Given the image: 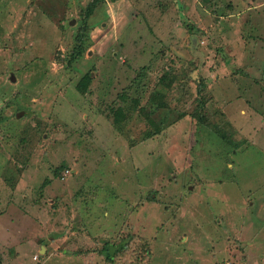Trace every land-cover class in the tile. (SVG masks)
I'll list each match as a JSON object with an SVG mask.
<instances>
[{"label": "rangeland", "instance_id": "obj_1", "mask_svg": "<svg viewBox=\"0 0 264 264\" xmlns=\"http://www.w3.org/2000/svg\"><path fill=\"white\" fill-rule=\"evenodd\" d=\"M92 1L0 0V232L49 230L48 264H242L264 0ZM107 243L131 252L110 263Z\"/></svg>", "mask_w": 264, "mask_h": 264}, {"label": "crops", "instance_id": "obj_2", "mask_svg": "<svg viewBox=\"0 0 264 264\" xmlns=\"http://www.w3.org/2000/svg\"><path fill=\"white\" fill-rule=\"evenodd\" d=\"M144 1L145 0H142V2ZM146 1L152 4H156V1L154 0H146ZM118 2L124 3V4H133L134 0H120ZM150 3H147L149 4L148 9L154 8V6H151ZM257 150H260V149H257ZM19 181L20 180H17V183ZM230 185L232 187H237V185L233 182ZM260 185H259L260 188L257 189V191H255L256 193L259 192V195L254 194V197L251 200V205H250L251 211L250 209H246L247 215L251 213L250 216L252 217L251 219L252 224H248L247 228H246V225L243 224L244 221L248 222L247 217H249V215L248 216L246 215L245 218L236 225V227H239V226L242 227V237H241L240 246L242 250V256H245V260L242 262V264L243 263L244 264H264V182H261ZM239 196H241V198H237V199L245 198L246 192L244 191V195H243L242 191L240 190ZM207 216L212 218L213 213L210 212V214H208ZM4 227L5 226H1V228L3 229L0 232V250H1L0 251V264H24V261H25V264H48V260L50 257V256L48 257L49 255V251H48L49 243L48 242L50 241V238H51V237H48L50 236L49 230L47 229L40 230L36 228L33 235L28 237L22 243L13 244L12 241L16 240L17 239L16 237L19 234L18 228L16 227L9 228V226L5 228ZM18 239H20V237H18ZM28 242L35 243L38 245V248H39L38 251L40 252L39 253L40 257L38 258L37 254H34L33 256V259L36 261L27 260L26 262L24 258L25 255L23 253V250H24L26 243ZM220 263H221L220 261L216 262V264H220Z\"/></svg>", "mask_w": 264, "mask_h": 264}, {"label": "trees", "instance_id": "obj_3", "mask_svg": "<svg viewBox=\"0 0 264 264\" xmlns=\"http://www.w3.org/2000/svg\"><path fill=\"white\" fill-rule=\"evenodd\" d=\"M95 1L96 0H93L92 3H90V8H89L90 11L89 12H91L92 8L95 6V4H96ZM87 81L88 80L83 81V84H87L86 83ZM171 82H173V79H167L166 77L162 78L160 81L161 85L167 87L168 89H171L173 87V84ZM173 89H174V87H173ZM178 92L181 94L182 93L181 89ZM163 95L165 96V94L160 92V91H158L156 93L154 92L153 95L151 96V98L149 97L152 105H153V103L157 104L159 106H163V107L168 106V104L170 105V103H169L170 100L169 99L165 100L163 98ZM166 97H168V95H166ZM180 100H182V97L180 98ZM199 107H200V109H204L203 108L204 104L201 103V105H199ZM199 112H200L199 110H197V111L195 110L192 115L194 117L197 116L198 120H200L201 122H204L203 124H205V122H209L207 119L205 120V114L202 117V114H200ZM120 244L121 245L114 248V250H112V248H111V243H107L106 245H104L102 252H103V255H106V258L108 261H110V263H112L114 261L115 256H116V259H119L120 256H122L124 254H129L131 252L130 245H126V243H120Z\"/></svg>", "mask_w": 264, "mask_h": 264}, {"label": "water", "instance_id": "obj_4", "mask_svg": "<svg viewBox=\"0 0 264 264\" xmlns=\"http://www.w3.org/2000/svg\"><path fill=\"white\" fill-rule=\"evenodd\" d=\"M244 264V263H243Z\"/></svg>", "mask_w": 264, "mask_h": 264}]
</instances>
